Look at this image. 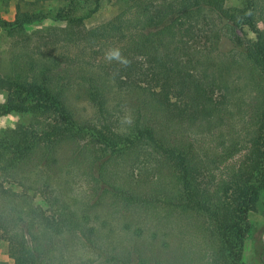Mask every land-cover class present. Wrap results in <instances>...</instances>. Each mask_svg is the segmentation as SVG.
<instances>
[{
	"label": "trees",
	"instance_id": "16d2710c",
	"mask_svg": "<svg viewBox=\"0 0 264 264\" xmlns=\"http://www.w3.org/2000/svg\"><path fill=\"white\" fill-rule=\"evenodd\" d=\"M99 1L94 0L95 8L91 12H95ZM254 1L257 0L244 9L228 10L224 6L225 0H162L155 3L127 0L128 6L123 13L105 25L86 32L59 29L61 35L57 39H52L51 29L41 35L39 39L44 41L43 45H52V50L60 45L64 52L60 54L61 59L51 56L50 52L46 54L39 46L37 49H12L11 67L3 73L0 65V91L7 94L6 101L0 103V117L26 113L31 115V120L27 126L18 125L0 134V197H10L11 189L4 188L3 184L17 180L24 169H31L30 161L44 162L47 169L43 172L44 177H40L41 185L36 192L53 216L50 219L44 217L40 208L33 209L32 218L27 221H7L0 216V232L7 241V252L14 264H51L49 259L42 257L41 245L35 235L28 231L32 239L29 242L21 227L25 222L36 228L51 229L58 236L71 233V238L82 248L94 250L105 264H121L118 256L102 253L105 250L99 240L92 237L94 230L89 227V220L77 216L71 204L62 198L61 188L65 181L61 182L49 173L50 165L59 160L58 154L65 147L72 149L70 160L74 165L81 156L91 165L93 156L104 157L109 152L124 163L133 160L137 165H149L153 169L152 186L144 188L133 176L126 177L128 188L120 185L115 182L117 172L113 176L107 175L110 180L105 179V163L100 166L98 176L91 174L89 182H107L116 198H126L134 208L142 209L153 218L155 215L157 225L171 221L176 211L186 219L180 225L185 228V235L191 230V236L186 243L180 242L182 246L172 258L175 262L165 264H176L177 259L180 264H244L242 250L251 228L248 213L255 210L264 189V109L261 118L252 123L254 128L247 134L246 142L231 144L229 148L221 144L211 161H206L211 158L207 154L203 159L200 150H196L195 138L186 135L172 139L163 129L183 120L205 118L209 122V118L221 110L217 105L223 104L219 101L225 97L223 89L228 90L222 89L227 85L223 76L222 80L211 78L203 82L190 70L191 41L204 36L212 50H217L220 38L225 36L236 48H241L242 42L235 32L238 27L246 26L256 36V42L248 48L242 62L234 61V64L244 67L247 76L255 70L264 74V30L257 27V21L264 22V16L261 15L263 12L255 15ZM262 6L264 8V3ZM211 14L216 15L217 21L224 24L225 32L230 34L214 31L217 21L208 19L213 16ZM47 19L68 24L74 21L63 9L51 15L20 11L17 6L14 20L0 19V31ZM201 22L212 29L200 30ZM230 22L235 31L232 25H227ZM69 49L76 51L70 53ZM96 59L105 62L97 66L91 63L88 70V62ZM62 62L74 63L84 74L81 80L86 82L87 100L98 111L95 121L77 119L68 98L70 89L66 87L69 83L64 85L52 77L58 75ZM114 88L119 93L130 94L141 105L133 106L136 116H129L131 121L122 128L119 116L109 107L107 95ZM216 92L221 97L214 101ZM92 137L95 141H91ZM96 144L102 148L91 150L90 147ZM240 152L237 166L226 165L220 169ZM74 165H68L72 171L67 165L65 167L67 180L79 179L80 167ZM87 178H84L86 182ZM21 181L28 179L24 175ZM147 188L157 191L159 198L154 201L160 208V216L150 210L153 198ZM37 211L42 214L38 215ZM193 216L200 224L193 222ZM178 223L176 217L172 225ZM195 242L204 246L199 247L203 251L195 249ZM261 264H264V246Z\"/></svg>",
	"mask_w": 264,
	"mask_h": 264
},
{
	"label": "rangeland",
	"instance_id": "374dc122",
	"mask_svg": "<svg viewBox=\"0 0 264 264\" xmlns=\"http://www.w3.org/2000/svg\"><path fill=\"white\" fill-rule=\"evenodd\" d=\"M151 1L155 3L162 0ZM252 1L225 0L224 6L228 10L244 9ZM263 3L264 0L254 1L252 9L256 16H259L261 12H263L261 15L264 16ZM17 6L20 7V11L29 13L43 12L51 15H55L63 9L74 21L68 24L67 22L47 19L39 23L23 25L17 29L1 30L0 65L3 67V73L11 67L9 58L12 49H37L39 46V49L46 54L50 52L51 56L61 59L60 54L64 52L60 45L56 46V50H52V45H43L44 41L39 39L41 35L46 34L48 29H51L52 39H57L61 35L59 29H71L81 32L92 30L111 22L115 17L121 15L128 6V2L127 0H100L95 12H91L95 8L94 0H0V19L6 21L14 20ZM208 19L217 21L216 15L211 16V18L209 16ZM214 25V31L225 32L223 29L224 24L221 21H217ZM227 25H232L234 30L232 22ZM257 27L260 30H264V22L261 20L257 21ZM198 28L206 31L212 29L205 22H201ZM225 33L230 34L228 31ZM235 33L242 42L241 48H236L231 40L225 36L220 38L217 50H212V45L204 36L190 42V63L188 67L194 71V75L198 78L200 77L203 82L210 81L212 80L211 78H220L222 80V76L227 81V85L224 87L219 84L222 89H228H223L222 94L225 97L219 100L223 101V104L221 102V104L217 105L218 109L221 110L215 113L212 118H209V122L205 118L191 121L183 120L181 123L177 121L170 125L169 128L163 129V132L170 134L169 136L172 139L186 135L192 139L195 138L197 143L196 150H200L201 157L205 159V154L211 157L206 161L212 160L213 153L219 152L221 144L229 148L231 144L239 143L241 145L242 142H246L247 134L252 132L254 128L252 123L258 117L261 118L264 109V74L255 70L247 76L244 73V67H238L234 64V61L242 62L248 48L256 42V36L246 26L238 27ZM231 35L233 36V34ZM74 51L76 50L69 49L70 53ZM86 54H89V52H86ZM186 60L184 59V61ZM104 62L102 59L101 61L97 59L91 60L86 67L89 70L91 63L97 66ZM58 68V75H53L52 77L61 81L64 85L69 83V86L67 85L66 87L70 89L68 98L71 100V108L77 119L85 122L95 121L96 117H98V111L87 100L88 89L86 88V82L81 80L84 74H81L79 67L72 62L68 64L62 62ZM107 97L110 109L114 108L115 115L119 116L118 119L122 123L121 128L131 121L129 116H136L132 109L138 103L130 94L119 93L114 88L112 93H108ZM220 97L221 94L216 92L213 100L216 101ZM6 98L7 94L0 91V103H4ZM138 105L141 106L140 104ZM30 120L31 115L26 113H11L2 116L0 117V134L18 125L27 126ZM107 124L110 125L111 122L107 120ZM87 138L88 136L85 139ZM91 141H95V139L92 137ZM80 143H83L82 140ZM90 148L97 151L102 146L96 144ZM71 150L65 147L59 152V160L50 165L49 173L56 179H60L61 182L65 181L61 188L62 198L71 204L70 207L74 209L73 212L77 216L86 217L89 220V227L94 230L92 237L95 236L99 240L101 248L105 250L102 253L104 255L107 253V255L118 256L121 264H157L160 262L165 264L171 261L174 263L175 259L172 258H175L178 249L182 246L180 242L186 243L191 236V230H188L185 235V228L180 225L186 220L183 216H180L176 211V215L170 219L171 221L166 223L163 221L161 225H157L155 223V215L153 218L142 209L134 208L132 202L127 201L126 198L123 200L116 198L113 191L106 184L107 182L105 184L104 182L99 184H95L94 181L89 182L91 174L98 176L100 166L105 163L103 169L105 179L110 180L107 175L112 174L113 176L117 172V180L115 182L120 185L128 188L126 177L133 176L140 180V184L144 188L152 186L150 180L153 177V169L149 165H137L133 163V160L124 163L109 154V152L104 157L103 155L93 156L91 165H89L88 160L84 156H81L77 159L76 165H74L70 160L72 158L70 156L72 154ZM241 155L242 152L236 154L231 161L229 160L228 163L222 165L220 169L223 170L226 165L237 166ZM70 164L71 166L80 167V171H78L79 179L74 181L67 180L65 167L67 165L68 170L72 171V167L68 166ZM29 166L31 169H24L21 172L19 171L20 173L18 172L17 180L3 184L4 188L12 191L10 197H0V216L4 219L7 218V221L10 219H15L18 222L30 220L32 218L30 215L32 210L37 208L41 209L44 217L48 219L53 217L51 211L47 210L45 202L36 192V189L41 185L40 177H44L43 172L47 167L44 162H39L38 160L30 161ZM24 175L28 181H21ZM85 177H88L87 182L84 179ZM148 190L153 198L152 209L150 210L152 212L155 210L160 216V208L154 201L157 197V191L154 188ZM131 191L138 192L132 188ZM127 202L131 204H127ZM13 209L15 210L13 211ZM37 214L41 215L38 211ZM176 217L179 218V223L177 226H173L172 224L175 223ZM192 219H194V223L200 224V220L196 219V216H193ZM248 219L251 222V228L244 240L242 260L244 264H261V253L264 246V189L260 192L255 210L248 213ZM28 224L29 222H25L21 227L25 231L29 242H32V239L29 237L28 231L35 235L41 245L40 252L42 257L49 259L51 264H105L103 262L104 259L94 250L82 248L76 239L71 238L69 236L71 233L58 236L51 229L44 230L43 227L36 228L34 225ZM43 230L45 233L42 234ZM2 233L1 231L0 264H14L8 255V244L5 237L1 235ZM196 244L195 242V249L198 252L203 251L199 247L204 248V246L201 243L197 244V246ZM176 264H180L178 259Z\"/></svg>",
	"mask_w": 264,
	"mask_h": 264
}]
</instances>
